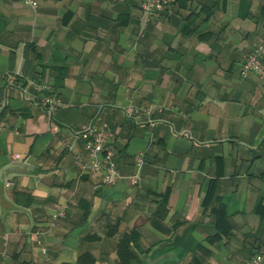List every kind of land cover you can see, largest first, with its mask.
Returning <instances> with one entry per match:
<instances>
[{
    "label": "crops",
    "instance_id": "0c3cea01",
    "mask_svg": "<svg viewBox=\"0 0 264 264\" xmlns=\"http://www.w3.org/2000/svg\"><path fill=\"white\" fill-rule=\"evenodd\" d=\"M141 3L0 0V264H247L264 246V84L241 74L264 0ZM151 104L144 125L125 113ZM97 116L114 184L76 163Z\"/></svg>",
    "mask_w": 264,
    "mask_h": 264
},
{
    "label": "built area",
    "instance_id": "2783aa9c",
    "mask_svg": "<svg viewBox=\"0 0 264 264\" xmlns=\"http://www.w3.org/2000/svg\"><path fill=\"white\" fill-rule=\"evenodd\" d=\"M23 2L29 6L36 7L37 0H23ZM175 2L176 0H142L141 8L145 13L151 14L153 12L164 11ZM241 74L243 78L254 74L264 84V42L257 45L244 60ZM30 86L38 87L33 82H29L24 85V92L27 93ZM41 103L51 116L64 105L61 98L51 92L43 95ZM155 109L156 105L154 104H151L144 110L128 107L125 109V113L128 117L144 125L147 122L141 120L142 111L150 116ZM148 121L151 124L155 123L151 118ZM71 137L75 142L81 141L84 144L86 156L78 155L76 163L85 173L99 175L109 184H114L123 177L115 161L116 152L114 143L116 132L107 122L97 116L80 130L74 131ZM144 163L145 154L141 152L137 156L135 173L129 176L132 184L136 185L140 182V171ZM32 237L36 240L43 254H46L47 248L42 238V232L37 230L32 234ZM247 264H264V246L258 248Z\"/></svg>",
    "mask_w": 264,
    "mask_h": 264
},
{
    "label": "trees",
    "instance_id": "16d2710c",
    "mask_svg": "<svg viewBox=\"0 0 264 264\" xmlns=\"http://www.w3.org/2000/svg\"><path fill=\"white\" fill-rule=\"evenodd\" d=\"M166 203H167V197H166V199L164 198V201L162 203V207L164 209V214H165V207L167 206ZM134 234H135V232L132 231L131 233L126 234L124 236L123 240L120 243V248H119L121 253L123 251H125L126 248H128L129 241L134 239ZM86 258H87V256L85 254L80 255V262H85Z\"/></svg>",
    "mask_w": 264,
    "mask_h": 264
}]
</instances>
